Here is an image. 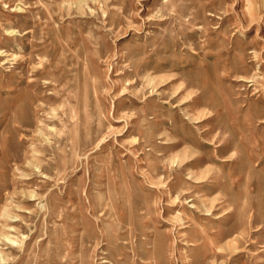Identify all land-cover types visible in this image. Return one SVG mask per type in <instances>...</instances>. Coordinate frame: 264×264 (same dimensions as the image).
Instances as JSON below:
<instances>
[{"label": "rangeland", "instance_id": "1", "mask_svg": "<svg viewBox=\"0 0 264 264\" xmlns=\"http://www.w3.org/2000/svg\"><path fill=\"white\" fill-rule=\"evenodd\" d=\"M0 264H264V0H0Z\"/></svg>", "mask_w": 264, "mask_h": 264}, {"label": "bare ground", "instance_id": "2", "mask_svg": "<svg viewBox=\"0 0 264 264\" xmlns=\"http://www.w3.org/2000/svg\"><path fill=\"white\" fill-rule=\"evenodd\" d=\"M5 215V214H4ZM5 238L7 237V236H4ZM234 243V242H233Z\"/></svg>", "mask_w": 264, "mask_h": 264}]
</instances>
